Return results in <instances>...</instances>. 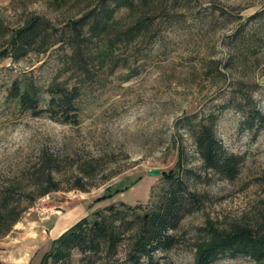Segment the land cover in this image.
I'll use <instances>...</instances> for the list:
<instances>
[{"label": "rangeland", "instance_id": "374dc122", "mask_svg": "<svg viewBox=\"0 0 264 264\" xmlns=\"http://www.w3.org/2000/svg\"><path fill=\"white\" fill-rule=\"evenodd\" d=\"M113 7L112 0H0V213L16 209L0 221V264L51 261L61 235L111 207L142 216L168 189L169 172L202 203L182 211L176 245L157 249L155 264H197L195 244L209 226L260 218L264 0H135L101 34L74 28ZM32 20L48 33L25 50L15 35ZM77 35L89 38L81 58L73 56ZM16 82L33 85L41 109L50 88L78 86V122L18 107L9 98ZM210 115L226 151L243 158L234 180L205 169L196 152L189 129ZM154 169L158 175L149 174ZM125 249H74L65 263L117 264ZM212 264L258 263L224 254Z\"/></svg>", "mask_w": 264, "mask_h": 264}, {"label": "trees", "instance_id": "16d2710c", "mask_svg": "<svg viewBox=\"0 0 264 264\" xmlns=\"http://www.w3.org/2000/svg\"><path fill=\"white\" fill-rule=\"evenodd\" d=\"M112 1L114 7L111 10L105 11L104 8L98 13L93 10L76 22L74 28L78 31L89 26L90 34H101L115 18L117 11L122 8L135 9V0ZM47 33L41 22L32 20L17 30L15 38L22 42V47L26 50V46L31 47L39 39L46 38ZM88 41L89 38L81 39L78 35L73 38L72 49L75 58H81L83 44ZM110 45L105 51H109ZM50 91L52 96L45 109L40 108V99L32 84L14 83L9 98L15 101L18 107L30 111L35 116L49 113L50 117L57 121L77 123L80 88L78 86L69 88L59 84L50 88ZM214 123V117L210 115L190 127L196 152L205 169L234 180L239 174L243 158L226 151L215 134ZM177 166L178 168L182 166L181 153ZM177 173L165 174L169 184L168 189L142 216L131 213L130 208L115 210L111 207L107 212L97 213L93 219L85 217L59 237L57 242L59 249L50 255L51 261L49 259L43 264H66V256L74 249L94 255H100L103 251L117 255L118 249L122 246L126 247V252L124 258L118 260L117 264H155L157 249L169 250L176 245L177 237L173 231L177 229V221L182 217V211L187 209L190 212L192 211L190 206H200L202 203L201 197L191 192L189 186ZM51 189L45 187L40 195L48 194ZM5 210L6 212L0 213V221L12 216L16 211L15 208L8 207ZM259 216L255 224L235 222L228 229L209 226L205 239L195 244L196 263L212 264L221 255L241 254L250 257L258 264H264V204ZM18 217L12 218L2 234L7 233L18 222Z\"/></svg>", "mask_w": 264, "mask_h": 264}, {"label": "water", "instance_id": "95a60500", "mask_svg": "<svg viewBox=\"0 0 264 264\" xmlns=\"http://www.w3.org/2000/svg\"><path fill=\"white\" fill-rule=\"evenodd\" d=\"M149 174L150 175H158L159 174V170L158 169L150 170Z\"/></svg>", "mask_w": 264, "mask_h": 264}]
</instances>
